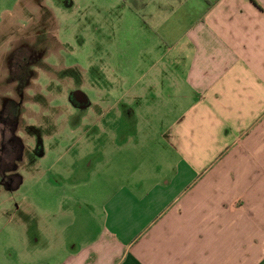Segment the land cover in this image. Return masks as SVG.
Instances as JSON below:
<instances>
[{"label":"crops","instance_id":"crops-1","mask_svg":"<svg viewBox=\"0 0 264 264\" xmlns=\"http://www.w3.org/2000/svg\"><path fill=\"white\" fill-rule=\"evenodd\" d=\"M35 1L6 9L0 50L40 35ZM93 1L99 74L129 106L121 164L80 183L2 168L0 264H264V0Z\"/></svg>","mask_w":264,"mask_h":264},{"label":"rangeland","instance_id":"rangeland-1","mask_svg":"<svg viewBox=\"0 0 264 264\" xmlns=\"http://www.w3.org/2000/svg\"><path fill=\"white\" fill-rule=\"evenodd\" d=\"M17 1L0 0V22L10 14L6 9L14 8ZM33 5L31 15L34 22H41L40 29L36 28L40 35L32 38L33 28H29L28 38L0 50V112L9 107L11 116L7 127L0 123V146L4 130L10 138L9 129L13 128L21 139L17 156L11 151L0 153L8 163L0 167V178L2 168L11 169L18 163L28 182L40 177L75 183L111 179L121 164L113 154L120 132L113 118L127 122L131 118L128 102L114 105L117 77L111 71L99 74L102 60L97 52L96 3L84 8L82 0H38ZM18 23L24 24L23 20ZM9 29H0V40ZM75 92L83 94L81 105L71 101ZM13 106L17 112L12 111ZM142 126L150 130L149 120L144 118ZM137 127L132 119L125 132ZM32 165L41 172L29 171ZM29 190L25 183L19 191L28 194ZM17 197L9 203L11 208L20 200Z\"/></svg>","mask_w":264,"mask_h":264},{"label":"flooded vegetation","instance_id":"flooded-vegetation-1","mask_svg":"<svg viewBox=\"0 0 264 264\" xmlns=\"http://www.w3.org/2000/svg\"><path fill=\"white\" fill-rule=\"evenodd\" d=\"M82 95L83 94L80 93V92L73 93V95L71 96L72 103H74L75 105H77V104L81 105V102H83ZM8 105L9 104H7V105L5 104V107H7ZM8 108L9 107L6 108L7 110H2V112H0V117H1L0 118V123H2L4 125V127L5 126L7 127V125H9V121L11 119L10 113L8 112ZM12 111L13 112H17L16 108L14 106H13ZM9 130L11 131L10 132L11 133L10 138L6 136L7 130H4L6 132L2 131V139H4V140H3V142H1L0 153L4 154L6 152L9 153L11 151L12 153H14V155L17 156L19 154L20 149H21L20 146H19L18 140H21V139L16 135V131L13 132V128L12 129L10 128ZM3 132H4V134H3ZM4 163H5V165L7 163L5 161L4 156H3V158H2V156H0V167Z\"/></svg>","mask_w":264,"mask_h":264}]
</instances>
